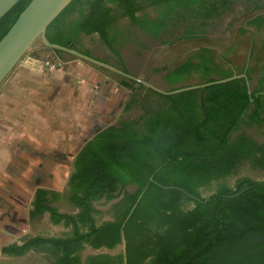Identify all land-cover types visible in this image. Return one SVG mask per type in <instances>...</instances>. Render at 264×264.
<instances>
[{"label":"trees","instance_id":"16d2710c","mask_svg":"<svg viewBox=\"0 0 264 264\" xmlns=\"http://www.w3.org/2000/svg\"><path fill=\"white\" fill-rule=\"evenodd\" d=\"M30 1L19 0L0 18V40ZM226 3L219 7L206 0H72L48 26L46 37L52 44H71L74 49L81 34H98L119 55L111 32L118 15L154 34L164 21L136 18L145 6L164 7L162 18L197 8L194 15L206 21ZM76 11L77 18L65 22ZM245 23L260 29L264 17L258 14ZM254 60L251 67L249 61L236 67L227 52L217 56L212 48L199 47L162 75L167 90L245 77L172 95L122 78L121 85L130 91L123 111L139 108L142 114L121 117L81 148L64 194L47 189L35 194L30 217L48 212L54 223L72 226L71 235L36 237L21 246H5L2 252L17 255L48 246L59 253L56 264H264V181L241 178L232 189L222 187L207 197L198 192L243 161L264 167V144L237 133L242 126L264 125V63ZM191 79L195 82L190 84ZM129 186L135 187L134 193L125 191ZM120 196L119 220L96 225L93 204L103 200L105 205ZM61 199L78 212H59L52 204ZM183 201L193 207L183 210ZM122 237L124 256L112 260L100 255L99 260L82 263L83 243L112 249Z\"/></svg>","mask_w":264,"mask_h":264},{"label":"crops","instance_id":"0c3cea01","mask_svg":"<svg viewBox=\"0 0 264 264\" xmlns=\"http://www.w3.org/2000/svg\"><path fill=\"white\" fill-rule=\"evenodd\" d=\"M30 56L34 64H18L0 87V264L57 263L59 253L48 246L17 255L3 253L2 248L21 246L36 237L71 235H52L72 226L54 223L48 212L29 216L35 192L47 189L64 194L78 152L114 124L102 125L117 100V88L93 86L101 77L89 65L71 61L56 68L48 63L49 52ZM61 175H66L65 183ZM59 202L52 206L69 214L60 211Z\"/></svg>","mask_w":264,"mask_h":264},{"label":"rangeland","instance_id":"374dc122","mask_svg":"<svg viewBox=\"0 0 264 264\" xmlns=\"http://www.w3.org/2000/svg\"><path fill=\"white\" fill-rule=\"evenodd\" d=\"M207 3H215L220 7L222 2H227L225 6L219 8L218 14L206 21H202L199 15H194L197 8L184 11L177 10L169 13L165 17H161V11L165 10L162 6H145L136 13V18L145 21L160 22L161 30L157 33H150L141 25L133 24L128 17L118 15L116 21L111 27L112 34L115 35L114 42L118 49L119 55L113 53L105 43L99 38L98 34H81L75 44V50L87 54L97 60L110 64L140 80L150 83L151 85L163 90H167L168 86L162 79L164 71L171 69L175 64L185 59L192 51L199 47L207 46L213 49L214 53L219 56L227 52V57L231 60L234 66H242L249 61V66H253L255 58H259L264 63V26L257 29L253 26H246L245 21L250 17L260 14L264 17V0H206ZM115 7L112 6L113 12ZM79 11L71 14L65 22L77 18ZM244 28L243 31L240 29ZM41 41L37 40L28 55L40 56L44 52H49L52 57L48 63L54 67H63L67 62L79 61L89 65L97 72L101 80L93 86L101 89L115 90L117 100L111 104V113L108 117L105 116L104 123H117L121 117L130 116L131 118L138 117L142 114L139 108L125 113L123 111L124 103L129 98L130 91L121 85L122 78L117 73L92 65L81 59H77L72 55L63 54L59 57L53 50L49 48H40ZM120 59L122 64L120 63ZM21 63V62H20ZM19 63V64H20ZM116 67V68H117ZM257 73L253 74L256 79ZM107 81V86L104 87V82ZM191 79L188 83H194ZM113 84V85H112ZM108 93V91H107ZM128 96V98H127ZM246 133L256 142L264 144V125L262 127H245L242 126L237 133ZM80 146V144H78ZM53 161L56 156H53ZM52 161V163H53ZM64 173V171H63ZM46 176V175H45ZM62 177V175H61ZM60 177V178H61ZM59 178V179H60ZM248 178L255 182L264 181V167H258L252 160H246L237 165V167L228 176L213 180L207 185L198 189L201 197H207L222 187L234 188L237 180ZM66 175L60 181L65 183ZM61 183V182H60ZM134 186H129L125 189L128 193L135 192ZM122 196L103 205V200L99 204H93L96 212L93 213L95 224L100 226L111 221H118L123 211L122 206L118 205ZM60 211L68 212L75 215L78 210L75 209L67 200H60ZM193 207L190 201H183L181 208L188 210ZM87 230V228H83ZM71 234L72 228H63L60 232L52 234L62 235ZM47 234V231H45ZM126 242L122 237L121 243L112 249L102 247L93 249L90 245L83 243L79 250V256L82 263L88 262L90 259H100V255L112 260L125 255ZM100 256V257H99Z\"/></svg>","mask_w":264,"mask_h":264},{"label":"water","instance_id":"95a60500","mask_svg":"<svg viewBox=\"0 0 264 264\" xmlns=\"http://www.w3.org/2000/svg\"><path fill=\"white\" fill-rule=\"evenodd\" d=\"M18 1L19 0H0V18ZM71 1L72 0H31L29 2L14 24L0 40V87L20 62H23L24 65L29 67L34 64L35 59L28 54L37 40L41 41L43 47L68 53L77 59H81L92 65L99 66L131 79L135 81L134 86H138V84L141 83L165 95L177 94L245 77V74L234 75L214 82L189 85L175 90H163L110 64L85 55L73 49L71 44L67 46L52 44L46 37L47 28ZM165 73L166 71H164L162 75Z\"/></svg>","mask_w":264,"mask_h":264},{"label":"flooded vegetation","instance_id":"af4514ba","mask_svg":"<svg viewBox=\"0 0 264 264\" xmlns=\"http://www.w3.org/2000/svg\"><path fill=\"white\" fill-rule=\"evenodd\" d=\"M116 44V42H114V46H115V48H116V46L117 45H115ZM117 49V48H116ZM118 50V49H117ZM118 68V67H117ZM120 70H122V68H120ZM123 71V70H122ZM117 75H119V74H117ZM119 76H121V75H119ZM121 77H123V76H121ZM74 163V162H73ZM72 167H73V164H72ZM70 176V175H69ZM69 179V178H68ZM39 189H37L36 190V192L38 191ZM36 192H35V194H36ZM34 198H35V195H34ZM34 202V201H33ZM29 214H30V212H29ZM30 216V215H29Z\"/></svg>","mask_w":264,"mask_h":264}]
</instances>
